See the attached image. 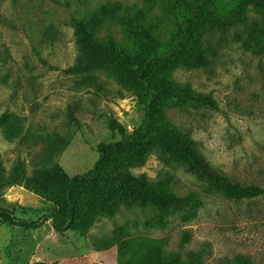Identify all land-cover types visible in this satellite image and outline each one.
<instances>
[{
	"label": "rangeland",
	"instance_id": "rangeland-1",
	"mask_svg": "<svg viewBox=\"0 0 264 264\" xmlns=\"http://www.w3.org/2000/svg\"><path fill=\"white\" fill-rule=\"evenodd\" d=\"M202 0H0V167L3 177L18 162L26 176L37 168H60L68 177L87 173L98 158L97 145L131 137L143 121V107L131 92L103 70L66 74L78 58L73 20L88 21L103 9L109 14L94 34L112 38L131 52L120 26L122 18L149 29L162 46L184 26L189 7ZM215 13L226 16L239 0H211ZM264 17L252 10L247 21L225 35L209 34L214 51L210 62L197 69H178L173 81L195 93L209 95L217 110L198 104L167 106L168 120L195 142L199 153L233 181L264 189ZM96 81L110 92L96 94ZM109 119L121 126L111 129ZM153 184L167 182L178 197L195 194L202 201L196 217L182 213L163 216L155 209L120 206L112 218L98 217L83 232L74 225L62 233L50 220L54 205L23 185H4L2 198L15 209L17 220L38 222L22 228L0 213V264H119L121 253L131 258L142 251L146 238L166 239L165 252L184 264H264V195L232 200L209 189L181 164L162 162L152 154L131 170ZM96 240L108 248L97 250Z\"/></svg>",
	"mask_w": 264,
	"mask_h": 264
},
{
	"label": "trees",
	"instance_id": "trees-1",
	"mask_svg": "<svg viewBox=\"0 0 264 264\" xmlns=\"http://www.w3.org/2000/svg\"><path fill=\"white\" fill-rule=\"evenodd\" d=\"M249 10L264 17V0H239L230 14L215 13L211 0L199 1L189 7L185 24L172 37L168 47H163L153 33L134 17L122 18L120 26L127 34L131 52L120 49L112 38L98 41L94 32L105 18L115 11L103 9L88 21L74 19L73 26L78 44L76 64L65 70L66 74L81 75L103 70L119 86L132 93L143 107V121L127 139L101 142L97 145L98 158L87 173L68 177L60 168H37L26 176L23 164L18 162L13 173L5 178L0 167V213L8 215L22 228L36 227L38 222L17 220L15 209H9L2 198L4 185H23L54 205L51 221L54 230L62 233L74 225L85 232L98 217L112 218L120 206L137 207L144 211L155 209L158 225L163 226V216L178 211L186 222L196 217L202 201L195 194L178 197L167 190V182L153 184L144 175L134 176L131 170L144 165L152 154H159L165 164H181L189 173L204 181L210 190L232 199H250L264 195V189L255 184L233 181L212 166L199 153L188 134L178 132L166 114L167 106L179 107L200 104L217 110V103L209 95L198 94L173 81L178 69H197L210 62L214 51L206 44L209 34L225 35L247 21ZM255 37L264 35V27L255 29ZM96 94L110 92L96 81L89 83ZM11 117L2 115L0 127L14 133L9 126ZM111 129L121 125L109 119ZM166 239L146 238L142 251L131 258L121 253L119 264H184L165 252ZM94 247L105 250L108 244L96 240ZM42 264V263H38ZM237 264H248L237 258Z\"/></svg>",
	"mask_w": 264,
	"mask_h": 264
}]
</instances>
